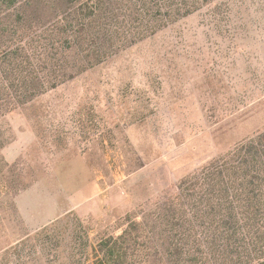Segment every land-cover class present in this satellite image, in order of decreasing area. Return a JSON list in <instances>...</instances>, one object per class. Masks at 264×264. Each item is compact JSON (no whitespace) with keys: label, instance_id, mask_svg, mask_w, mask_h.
I'll use <instances>...</instances> for the list:
<instances>
[{"label":"rangeland","instance_id":"1","mask_svg":"<svg viewBox=\"0 0 264 264\" xmlns=\"http://www.w3.org/2000/svg\"><path fill=\"white\" fill-rule=\"evenodd\" d=\"M260 137L264 0L0 1V264H93Z\"/></svg>","mask_w":264,"mask_h":264},{"label":"trees","instance_id":"2","mask_svg":"<svg viewBox=\"0 0 264 264\" xmlns=\"http://www.w3.org/2000/svg\"><path fill=\"white\" fill-rule=\"evenodd\" d=\"M257 142L182 181L155 219L98 241L93 264H264L263 137Z\"/></svg>","mask_w":264,"mask_h":264}]
</instances>
